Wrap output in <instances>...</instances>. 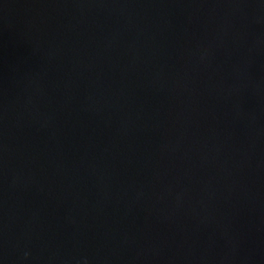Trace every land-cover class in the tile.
I'll return each instance as SVG.
<instances>
[{
	"label": "water",
	"instance_id": "obj_1",
	"mask_svg": "<svg viewBox=\"0 0 264 264\" xmlns=\"http://www.w3.org/2000/svg\"><path fill=\"white\" fill-rule=\"evenodd\" d=\"M0 264H264V0H0Z\"/></svg>",
	"mask_w": 264,
	"mask_h": 264
}]
</instances>
